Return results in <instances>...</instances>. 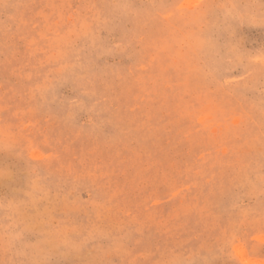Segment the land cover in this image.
<instances>
[{"label":"rangeland","instance_id":"374dc122","mask_svg":"<svg viewBox=\"0 0 264 264\" xmlns=\"http://www.w3.org/2000/svg\"><path fill=\"white\" fill-rule=\"evenodd\" d=\"M0 264H264V0H0Z\"/></svg>","mask_w":264,"mask_h":264}]
</instances>
